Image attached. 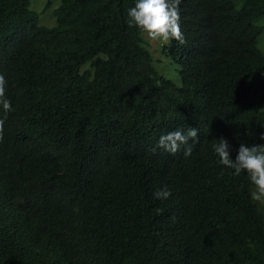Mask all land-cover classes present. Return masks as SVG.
Masks as SVG:
<instances>
[{
    "label": "trees",
    "instance_id": "trees-1",
    "mask_svg": "<svg viewBox=\"0 0 264 264\" xmlns=\"http://www.w3.org/2000/svg\"><path fill=\"white\" fill-rule=\"evenodd\" d=\"M135 2L59 0L47 27L0 0V264H264L256 188L212 147L264 144V0H181L185 43L159 49L179 84ZM190 127L191 155L158 147Z\"/></svg>",
    "mask_w": 264,
    "mask_h": 264
},
{
    "label": "clouds",
    "instance_id": "clouds-1",
    "mask_svg": "<svg viewBox=\"0 0 264 264\" xmlns=\"http://www.w3.org/2000/svg\"><path fill=\"white\" fill-rule=\"evenodd\" d=\"M181 0H136L134 7L128 9L127 23L130 27H136L153 41L162 40L168 43L174 39L181 44L185 43L180 28ZM7 80L0 74V106H2L4 117L0 118V141L4 138V124L7 114L13 111L11 101L6 98ZM198 130L190 127L185 134L182 130L170 131L161 135L158 140V147L165 151L176 154L182 145H189V139L194 141L197 138ZM264 139V133L260 134ZM218 143L213 144V149L218 157V163L224 167L234 170V175L246 172L250 183L255 186L253 198L261 200L264 198V144L248 146L241 143L235 159L230 156V145L227 139L220 138ZM192 145L184 148L185 157L191 155ZM154 198L165 200L171 195V189L164 185L154 192Z\"/></svg>",
    "mask_w": 264,
    "mask_h": 264
},
{
    "label": "rangeland",
    "instance_id": "rangeland-1",
    "mask_svg": "<svg viewBox=\"0 0 264 264\" xmlns=\"http://www.w3.org/2000/svg\"><path fill=\"white\" fill-rule=\"evenodd\" d=\"M49 2V8L43 10V5ZM59 0H29V9L38 13V24L51 27L54 25V18L51 14V10L55 8ZM142 39L146 43L147 48L152 56V64L160 74L170 79L173 83L179 84V76L177 74L176 66L168 59H165L160 54V47L163 43L162 40H150L145 33H142ZM256 189H254V192ZM258 213L262 216L264 222V198L261 200L254 199Z\"/></svg>",
    "mask_w": 264,
    "mask_h": 264
}]
</instances>
